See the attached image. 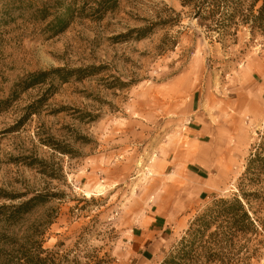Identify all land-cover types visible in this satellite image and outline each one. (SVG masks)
Instances as JSON below:
<instances>
[{
  "label": "rangeland",
  "instance_id": "374dc122",
  "mask_svg": "<svg viewBox=\"0 0 264 264\" xmlns=\"http://www.w3.org/2000/svg\"><path fill=\"white\" fill-rule=\"evenodd\" d=\"M96 1L0 0V207L43 201L0 237L30 231L56 264H161L214 201L240 196L264 136V35L208 30L181 0H118L101 18ZM188 162L210 187L169 224ZM262 179L246 188L261 229L231 264H264ZM147 236L162 242L139 247Z\"/></svg>",
  "mask_w": 264,
  "mask_h": 264
},
{
  "label": "trees",
  "instance_id": "16d2710c",
  "mask_svg": "<svg viewBox=\"0 0 264 264\" xmlns=\"http://www.w3.org/2000/svg\"><path fill=\"white\" fill-rule=\"evenodd\" d=\"M118 0L96 1L97 13L100 17L108 11L116 9ZM184 8L193 11L194 18L201 25H207L212 31L229 33V29L240 24L248 26L253 34L264 35V0H181ZM72 9L57 14L58 34L68 27ZM149 27L140 32L146 36ZM56 69L55 72H61ZM47 73L32 74L22 80L18 86L24 90L31 89L45 82ZM256 151L251 155L246 172L242 177L240 196L232 200L218 199L199 216L187 231L179 248L161 264H231L228 255L233 253L240 241H248V236L257 234L261 229L259 221L251 212L253 201L259 199V192H249L247 187L263 183L264 177V136ZM22 197H11L15 201ZM42 199L41 196L31 197L18 205L0 207V224L16 225L25 221V217L33 211V207ZM215 228V231L208 233ZM27 232L22 238L0 237V264H56L53 252L44 249L43 242L35 241L34 235ZM243 247H241L242 249Z\"/></svg>",
  "mask_w": 264,
  "mask_h": 264
},
{
  "label": "crops",
  "instance_id": "0c3cea01",
  "mask_svg": "<svg viewBox=\"0 0 264 264\" xmlns=\"http://www.w3.org/2000/svg\"><path fill=\"white\" fill-rule=\"evenodd\" d=\"M199 160L200 159H198V161ZM190 166H198V169H189ZM178 173L182 174V176L186 177L188 180L185 179L182 184L177 185L176 192H173V207L170 209L171 211L168 213V215H163L165 219H169V224L179 223L184 215V213L182 212L184 209L183 207L187 208L189 204L191 205L200 201L206 193V189L210 187L208 179L203 177L206 174V167H204L199 162H188V164H186V167L180 169ZM146 238L149 237L147 236ZM149 240H151L155 246H157L156 243L159 244V242H162L161 239L150 237L146 241L138 238L136 244L139 247H143Z\"/></svg>",
  "mask_w": 264,
  "mask_h": 264
}]
</instances>
